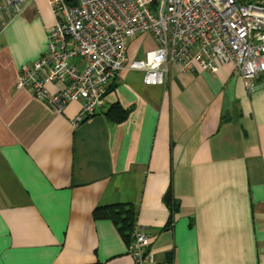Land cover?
<instances>
[{"label": "crops", "instance_id": "1", "mask_svg": "<svg viewBox=\"0 0 264 264\" xmlns=\"http://www.w3.org/2000/svg\"><path fill=\"white\" fill-rule=\"evenodd\" d=\"M55 21L33 0L0 32V264H134L131 233L93 216L117 204L153 264H264V76L248 93L231 64H171L161 85L125 69L76 124L81 101L58 110L15 88Z\"/></svg>", "mask_w": 264, "mask_h": 264}, {"label": "built area", "instance_id": "2", "mask_svg": "<svg viewBox=\"0 0 264 264\" xmlns=\"http://www.w3.org/2000/svg\"><path fill=\"white\" fill-rule=\"evenodd\" d=\"M56 17L46 49L23 64L15 88L61 109L81 101L78 124L104 105L109 82L120 71L143 73L145 85H161L171 64L183 72L215 73L231 64L251 93L264 76V0H46ZM33 0H0V32ZM150 35L136 59L128 46ZM46 84L59 86L49 91ZM134 264H153L149 236L134 226Z\"/></svg>", "mask_w": 264, "mask_h": 264}, {"label": "trees", "instance_id": "3", "mask_svg": "<svg viewBox=\"0 0 264 264\" xmlns=\"http://www.w3.org/2000/svg\"><path fill=\"white\" fill-rule=\"evenodd\" d=\"M105 115L114 122H120L126 118L127 111L118 106H114ZM93 216L96 219L110 218L118 224V228L121 230L123 236L128 239L134 222L133 209L130 206L117 204L96 208L93 211Z\"/></svg>", "mask_w": 264, "mask_h": 264}, {"label": "rangeland", "instance_id": "4", "mask_svg": "<svg viewBox=\"0 0 264 264\" xmlns=\"http://www.w3.org/2000/svg\"><path fill=\"white\" fill-rule=\"evenodd\" d=\"M34 3L40 7V10H43L44 8H47V1L46 0H34ZM150 39V35L147 34H139L132 38V40L129 43L128 48V62H131L132 60L136 59L139 55V51L141 50L143 46V42ZM132 71V70H131ZM142 73V72H141ZM140 71L133 70L130 72V76L132 80H136L139 78L137 74H141ZM143 77V73H142Z\"/></svg>", "mask_w": 264, "mask_h": 264}]
</instances>
